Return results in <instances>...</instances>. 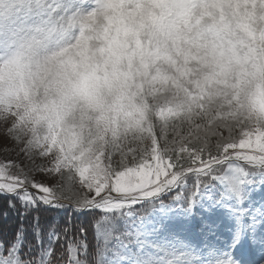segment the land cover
Here are the masks:
<instances>
[{
  "label": "snow or ice",
  "instance_id": "snow-or-ice-1",
  "mask_svg": "<svg viewBox=\"0 0 264 264\" xmlns=\"http://www.w3.org/2000/svg\"><path fill=\"white\" fill-rule=\"evenodd\" d=\"M5 31L56 47L0 52V264H264V127L240 111L264 93V0H0ZM127 32L211 39L214 71L131 84Z\"/></svg>",
  "mask_w": 264,
  "mask_h": 264
},
{
  "label": "clouds",
  "instance_id": "clouds-1",
  "mask_svg": "<svg viewBox=\"0 0 264 264\" xmlns=\"http://www.w3.org/2000/svg\"><path fill=\"white\" fill-rule=\"evenodd\" d=\"M99 21V15H98ZM35 33H25L26 38L15 40L7 31L0 34V52L13 51L25 56L28 60H34L37 52H40L39 59L43 61L47 56L52 54L56 47L55 42L47 38L46 33H41L45 38L36 39ZM238 39L237 37H233ZM114 42L118 48H122L128 55L125 57L121 71L128 73L130 83L138 86L143 82V76L147 72L153 74H167L170 77L178 75L175 69L190 66L194 73V78L203 79L210 71H214V63L210 59L212 56V41L201 40L194 41L185 34H163L152 32H127L121 33L114 37ZM93 48L102 46L99 40H93ZM257 47H260L257 44ZM134 54V55H133ZM199 57L198 62H192L190 65L185 63L186 60ZM206 57L208 59H206ZM151 97L152 108L167 107L169 104L175 105L178 102V96L172 88H165L157 94L149 93ZM241 115L245 116L248 121L247 127L243 130L254 131L264 127V119L258 115L264 111V93H258L257 82H251L245 89L242 97ZM154 120L156 112L150 113ZM177 122L170 121L167 127H179L181 124L195 126L196 116L187 114L178 115ZM43 134V129L41 130ZM111 147L110 143L93 140L89 145L88 154L84 163L95 162L103 153Z\"/></svg>",
  "mask_w": 264,
  "mask_h": 264
},
{
  "label": "rangeland",
  "instance_id": "rangeland-1",
  "mask_svg": "<svg viewBox=\"0 0 264 264\" xmlns=\"http://www.w3.org/2000/svg\"><path fill=\"white\" fill-rule=\"evenodd\" d=\"M0 161H4V154L0 153ZM39 179L43 180L45 179L44 177H38Z\"/></svg>",
  "mask_w": 264,
  "mask_h": 264
}]
</instances>
